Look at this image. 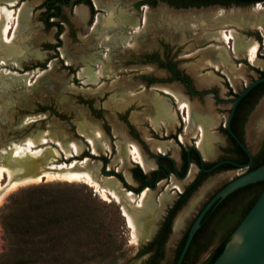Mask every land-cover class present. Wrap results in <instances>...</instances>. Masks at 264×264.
I'll list each match as a JSON object with an SVG mask.
<instances>
[{
    "label": "rangeland",
    "instance_id": "1",
    "mask_svg": "<svg viewBox=\"0 0 264 264\" xmlns=\"http://www.w3.org/2000/svg\"><path fill=\"white\" fill-rule=\"evenodd\" d=\"M40 1L0 0V6L15 11L22 6L29 8L16 29L10 31V40L0 38L2 47L11 45L12 52L19 48L23 55L18 51L12 62L1 63L8 50L0 49V167L7 170L9 157L18 160L16 165L22 171L29 168L28 160L42 168L74 161L81 169L87 164L99 183H116L114 194L119 200L112 198L109 190L108 200H103L92 187L62 179L45 178L9 190L0 200V264H143L147 256L137 257L136 253L177 199L179 192L174 186L182 192L198 170L191 165L195 171L190 170L184 179L172 174L138 195L131 173L136 164L128 154L129 144L140 151L147 165L140 167L147 176L151 175L149 170L157 168V148L179 167L181 150L205 138L197 118L206 114L202 118L205 132L214 139L212 149L218 151L206 157L198 149L209 162L222 156L220 148L226 145V138L221 129L232 105L230 100L264 69V33L257 21L252 22L262 18L264 25V4H258L262 8H184L164 0H153L152 5H141L140 0H97V8L91 0L94 14L90 19L87 7L82 21L75 19L73 8L63 9L73 30L69 35L64 23L57 44L56 28L45 29L41 21ZM236 10L251 16L246 21L252 23L240 27L231 20L226 22ZM120 15L129 16L131 22H120ZM215 18L221 19L215 23ZM221 32L256 42L257 62L244 60L248 58L245 46L239 51L233 41L225 43ZM171 69L189 78L193 90L207 94H188L185 84L173 78ZM169 91L190 108V125L182 121L185 111L178 108ZM158 107L173 116V127L162 122L161 128L155 123ZM84 123L97 134L96 153L90 150L88 134L81 131ZM243 136L247 149L255 153L264 136V98L248 117ZM28 141L34 144L29 150L25 145ZM57 142L64 147L74 144L78 154L66 155L59 151ZM84 159L86 163H81ZM243 171L213 174L190 196L173 221V234L160 264H173L175 248L202 205ZM8 182L3 172L1 186ZM141 194L142 208L137 207ZM245 201L243 195L230 201L223 219L219 216L211 223L201 242L209 239L199 262L227 235L228 223L236 220ZM127 214L132 217L130 227ZM147 218L155 220L151 237L133 243Z\"/></svg>",
    "mask_w": 264,
    "mask_h": 264
},
{
    "label": "flooded vegetation",
    "instance_id": "2",
    "mask_svg": "<svg viewBox=\"0 0 264 264\" xmlns=\"http://www.w3.org/2000/svg\"><path fill=\"white\" fill-rule=\"evenodd\" d=\"M152 1L153 0H140L141 5L142 4L152 5ZM225 3H226L225 1H222V2H217L215 4H210V5H206V6L204 4H202V3L201 4H198V5H196L194 3H191V4L188 3L186 5L179 6V7H184V8H187V7L188 8H196V7L198 8V7H210V6H213V7L214 6H218V7H228V6H234V7H252V6H255V5H258V4H264V0H231V2L229 4H225ZM39 6L43 9V11L41 13V21L44 24L45 29H49V28H52V27H55L56 28L55 39H57L56 40V43L57 44H59L60 41H61L60 34L62 33V26H63L64 23H66L67 26H68V28H69V30H68V34L69 35L72 33V30H73V28L71 27L70 23L68 22L67 18L65 17V15L63 13V9L64 8H70V9L73 8V12H74V9L77 6H84L85 8L87 7L89 9V13H90L89 19L94 14V9H93L91 0H41L40 3H39ZM74 16H75V14H74ZM86 16H87V13H86ZM233 58L236 59V57H233ZM244 60H248V58H245L244 57ZM254 68L257 70V67H254ZM169 72L172 74L173 78H176L178 81H181L183 84H185V87L187 88L188 94H190V95L191 94L204 95V93L207 94V91H205V92H199V91L193 90L191 80L189 78H187V77H184L180 73H178V71H175L174 69H171V70H169ZM260 77H264V69L259 70V72H258V78H260ZM212 92L214 93V95L217 98V93L215 91H212ZM240 93H238L233 99L230 100V103L232 104L231 105V108L233 106V100ZM263 98H264V82H261V83L257 84L256 86H254L252 89H250L238 101V103L236 104V106H235V108L233 110V113H232V116H231V119H230V122H229V128H230L231 132L235 135V137L241 143H243V145H245L244 144V141H243V137H244L243 136V132H244L245 125L247 123V119L251 115V113L253 112V110L255 109L257 103L259 102V100L260 99H263ZM175 104H177V103H175ZM231 108H230V110L228 112L227 119L229 117ZM177 111H179V109H177ZM201 115L202 114H199V116H201ZM204 116H206V114L202 115L201 118H197L198 123L201 124V127H202L201 132H202L203 136H205L207 134L205 132V127H206L205 126L206 124H205V121H204L205 119L202 120V118ZM169 118H167L168 121H164V122H166V124H163V125H166L168 127L169 124H170L173 127L174 126L173 125L174 123H173V120H172L173 116L169 114ZM227 119H226L225 123L222 125V129H221V132L224 134V136L226 138V145L224 147H221L220 148L221 149L222 156L220 155V157H218L215 161L209 162V161H206V160L203 159V156H202L201 152L199 151L198 147L196 146L197 140L195 142L193 141V145H189V147L187 149H182L181 150V152H180V161H181V163H180L179 167L176 166L175 161L173 159H171L169 156H167V155L163 154L161 151H159V148H157L158 154L157 155H154V160L156 162L157 168L154 169V170L153 169L149 170V172L151 171V175L150 176H147L146 173L141 169L140 165L134 161L136 165L133 167L131 173H132V177L134 178V180L138 184V188H139V190L137 191V194L138 195L143 190H145V189H148V188L154 189L155 188V185L159 181H162L163 179L167 180L168 177L170 175H172V174L175 175L180 180L184 179L189 174L190 169H191L190 168L191 165L196 166L197 167V170H198L196 176L194 177V179L184 188V190L182 192L179 189H175V190H177L175 192H179V195H178L177 199L174 200L172 202V204L167 208L166 213H165V215H164L161 223L156 228V230L153 233L152 237L150 236L151 237L150 239H148V240L146 239L147 241H145L144 244L138 249L137 253L139 252L140 249H142L143 247H145L150 241L153 240V238L157 234V232H158L161 224L163 223V221L165 219V216L167 215L168 210L173 206V204L177 200L180 199V196L185 193V191L188 188V186H190L195 180H198L199 183H198V185L196 186V188L193 191L187 193L188 196L186 198V201H185L184 205L177 211V213L175 214L174 218L172 219V222H171V225H170V233L168 235V238H169V236H172V234H173L172 226H173V221H174L175 217L178 215V213L180 212V210L185 206V204L187 203V201L190 199V196L200 187V185L206 179H208L209 176H211L213 174H216V173H220V172H227V171H233V170H239V169H243L244 171L242 173H244V172H247L249 170H252V169L256 168V166L258 165L259 160H260L259 158H261L262 155H263V153H262V154H260V156H257L259 154L260 148L262 146V142L264 141V136H263V138L261 140V143H260L259 148L257 149V151L255 153L252 154L248 150L250 152L251 158H252V161H251L250 165L247 168H238L237 166H234V165H232L230 163L233 162V163H237V164H246L248 162V157L245 154V152L241 149V147L238 145V143L228 133L227 126H226ZM183 120L185 121V118L184 117H182V121ZM155 123H158V124L160 123L159 126L161 128H163V125L161 124L162 121L160 122V121H156L155 120ZM179 136H178V140H179L180 143H182V140L180 139ZM197 136H199V137L201 136L200 131H198ZM191 139L194 140L195 138H191ZM207 140H209V139H207ZM168 141L170 143L171 140H168ZM245 147H246V145H245ZM190 150L196 151V153L198 154V157L200 159V164H196L193 160H191L189 158L188 154H189ZM217 151L218 150H216V147H215L214 148V153H217ZM183 152L186 153V155H187L186 156L185 164H184L183 159H182ZM175 153H178L177 152V149H175ZM155 156H158V158L155 159ZM159 157H167L173 163V170L168 171L166 173V175L165 176H162V177H159V175L164 172V168L159 163ZM221 161H227V162H223L218 167H216L215 169H213V170H211L209 172H205L203 170V169L207 170L210 167H212L214 164H216L218 162H221ZM135 168H138L141 171L142 175L144 176V178L142 180H140L137 177V175H136V173L134 171ZM192 169H193V167H192ZM194 171H195V169H194ZM126 186L129 187V184L126 183ZM251 193H252L251 190H245V191L239 192L237 195L232 196L231 199L228 202H226L224 205H221V204L217 205L220 201L218 203L214 204L213 206H215V205H217V206H215V208L213 210V213L211 215V219L209 220L208 225L205 227L202 236L204 237L205 232L210 227L211 223L215 220V218H217V217L220 216V218L223 219V216H224L223 213L227 211L226 210L227 208H230L229 207V202L230 201H232L234 199H238V196H241V195H243L244 199L247 200L249 198V194H251ZM207 201L199 209V211L197 212V214L194 217V219L197 217V215L199 214V212L201 211V209L203 208V206L207 203ZM204 216H203V218H204ZM203 218H202V220H203ZM194 219H193V221H194ZM193 221L191 222V224L193 223ZM191 224L186 229V231L187 230L189 231V228H190ZM200 225H201V222H200ZM200 227L201 226H199V228ZM186 231H185V233H186ZM188 231H187V233H188ZM182 237H183V235H182ZM182 237H181V239H182ZM168 238H167V240H168ZM167 240L165 242V245L167 243ZM165 245H164V253H165ZM178 245H177V247H178ZM177 247L175 248V251H176ZM145 255L147 256V258L143 261V264H146V261L148 259L149 253H147ZM145 255H143V256H145ZM161 261L159 262V264L161 263Z\"/></svg>",
    "mask_w": 264,
    "mask_h": 264
},
{
    "label": "bare ground",
    "instance_id": "3",
    "mask_svg": "<svg viewBox=\"0 0 264 264\" xmlns=\"http://www.w3.org/2000/svg\"><path fill=\"white\" fill-rule=\"evenodd\" d=\"M98 1L94 0L95 6L97 8L100 7V4H99L100 1L99 2ZM257 8H262V6L258 5ZM28 12H29V8L27 6H22L17 11L9 9V8H7L5 6H0V38H2L4 41L8 42L10 40L9 39L10 31L16 29V27L18 26L21 18H24L28 14ZM262 12H263V10H262ZM221 13L223 15L225 14L224 12H221ZM74 14H75V19L81 21V20H83L86 17V8L84 6H77L74 9ZM257 15H256V17H257ZM221 16L222 15H220V17ZM247 17L248 16L246 14L242 13L241 11H237L236 10V12H232L231 13L230 19H227L229 21H226V18H225V20H223V21L221 20V21L222 22H225V21L226 22H230V20H231L232 22H235L236 24H239L240 27L241 26H246L247 27L252 22L256 23V21H257V24L259 25L260 30L263 31V33H264V25H262L260 23L262 21L261 20L262 18L261 19L258 18V20H252V22H250L251 21L250 20L248 22L246 20L248 18H250L251 16L248 17V18ZM216 19L217 18H215V20ZM219 19H221V18H219ZM219 19H217V20H219ZM217 20L215 21V23L217 22ZM120 22H122L124 24L127 23V22H131V18L129 16H127V15H120ZM96 23L97 24L100 23L98 19L96 20ZM33 35H34V33H33ZM219 35H220L221 40L224 41L225 43H229L230 41H233V43L235 44V46H237L239 51L241 49H243V47L245 46V49L247 51L248 60L251 63H256L257 62V60H256V51H257L256 42H254V41L251 42V43L247 42V41L244 42L241 39H237V37L233 33L225 34V33L221 32ZM3 47L0 45V49L1 50L2 49L4 51L8 50L5 53V54H8V56H7V58L5 60H2L1 63L5 62V63L8 64L9 62H12L13 57H16L15 54L18 55L17 52L20 51V50L17 47L18 48L17 50L15 48L16 52H14V51L12 52V50L14 49V48H12L13 46L11 47V45H10L9 48H5V47L3 48ZM1 50H0V52H1ZM21 51H20V54H21ZM22 53H24V51ZM20 54H19V56H20ZM88 74H89L90 77L91 76L93 77L92 74H90V73H88ZM167 93L172 95V97L177 101L178 108L182 109L183 111H185V114H186L185 121L187 122L188 125H190L191 124V112H190V108L188 107V105L184 101H181L179 99V96H177V94H175L174 92L169 91ZM156 115H157L156 117H158V119L156 121H160V122L161 121L162 122L168 121L167 118L169 117V114L166 113L165 110L162 109L161 107L157 108ZM164 124H166V122ZM81 131H83L86 134H88V137H89L88 138V142H89L90 150H91L92 153H96V151L99 148L98 147V137H97V134L94 132L93 127L90 126L87 123H84V124L81 125ZM180 139H182V138H180ZM197 144H198V148L202 151V153L204 155L210 154V152H211L210 150H211V146L212 145L210 144L209 140H207L206 138H201V140H199L197 142ZM25 145H26L28 150L30 148H33V146H34L33 142H31V141H28ZM56 145L59 147V151L65 153L66 155H72V154L74 155V154H78V152H79V149L74 144H69V147H64L61 143L57 142ZM128 154L130 156H132V159L136 163H138L141 167H146L147 166L145 164V162H144V159L142 158V156L140 154V151L138 150V148L134 144H129ZM49 156L50 155H48L47 157H49ZM13 159L14 158L11 159V157H9L7 159L8 162H9V167L7 168V170L2 168V167H0V200L5 196V194L9 190H11V189H13V188H15V187H17L19 185L26 184L28 182H34V183L36 182V183H38L40 181H43V179H45V178L49 179V180L50 179H62V180H65V181H71V182L73 181V182L84 183V184L88 185L89 187H92L94 189V191L97 192L99 194V196L103 200H108L106 192L109 190L110 191V195L112 196V198H114L116 200H119L116 197L117 195L114 194L117 191L116 183L113 180H106L103 183H99L98 181H96L94 179V176H93L94 172H93L92 169H90L88 167L87 164L84 167H82L81 169L76 167V164H75L74 161L71 162L70 164L66 165V166L61 165V166H56L54 168L45 167L44 166L42 168V166H39V165L37 166V164H35V162H32V160L30 161V160L27 159L29 161V163L27 164V165H29V168H27L26 171H22V170H20L21 168H19V166L16 165V164H18V160H13ZM85 161H86V159H84L81 163H86ZM20 162H21V159H20ZM193 171H194V169L191 170V173ZM3 172L6 173V176H7L8 180H9V182H8L6 187H2L1 186V181L3 180ZM174 188L175 189H179L178 186H174ZM143 197H144L143 194H141L139 196L140 201L137 202V207L141 206V208H142L141 201H142ZM191 205L189 206V208L191 207ZM126 213H128V212H126ZM147 219H148V221H146L147 223L145 224L146 225L145 228L143 230L139 231L137 233V235H135V237L132 239L133 243H138L139 241L148 239L151 236V234H152V224H153V222L155 220H154V218H153V220H152V218L151 219L147 218ZM182 219H183V215H182L181 218H179L177 220L175 229L178 228V223L181 222L180 220H182ZM126 220H127L128 226L129 227H130V225L132 226V217H131L130 214L126 215Z\"/></svg>",
    "mask_w": 264,
    "mask_h": 264
},
{
    "label": "water",
    "instance_id": "4",
    "mask_svg": "<svg viewBox=\"0 0 264 264\" xmlns=\"http://www.w3.org/2000/svg\"><path fill=\"white\" fill-rule=\"evenodd\" d=\"M261 82H264V77H260L252 81L233 100V106L226 122L228 133L233 137V139L238 143V145L248 157V162L246 164H237L233 162L230 163L234 166H237L238 168H247L250 165L252 158L247 147H245V145H243V143H241L231 132L229 128V122L238 101L250 89ZM157 158L158 156H155V159ZM223 162L227 161L218 162L209 169L203 170L205 172H209L218 167ZM261 181H264V163L252 170L238 175L222 186L207 201L197 217L194 219L175 264L181 263L194 234L200 226L203 216L214 204L218 203L238 189ZM212 264H264V187L252 207L232 231L223 250Z\"/></svg>",
    "mask_w": 264,
    "mask_h": 264
},
{
    "label": "trees",
    "instance_id": "5",
    "mask_svg": "<svg viewBox=\"0 0 264 264\" xmlns=\"http://www.w3.org/2000/svg\"><path fill=\"white\" fill-rule=\"evenodd\" d=\"M171 4H175L176 6H183L186 4L194 3L196 5L198 4H204L210 5L215 4L217 2L225 1V4H229L231 0H164ZM153 2V1H152ZM262 157L259 158V163L256 167L262 165L264 163V141L262 142V146L260 148L259 154L257 156H260L262 154ZM186 153L183 152L182 159L185 164L186 161ZM189 158L193 160L196 164H200V159L198 157V154L194 150H190L188 154ZM159 163L164 168V172L159 175V177L165 176L168 171L173 170V163L172 161L167 157H159ZM137 177L142 180L144 176L142 175L141 171L138 168L134 169ZM199 181L195 180L188 188L186 189L185 193L180 196V199L177 200L173 206L168 210L167 215L165 216V219L163 223L161 224L157 234L153 238L152 241H150L145 247L139 250V252L136 254L137 257L143 256L147 253H149L148 259L146 261V264H159V262L164 257V245L168 238V235L170 233V225L172 222V219L174 218L177 211L184 205L187 193L193 191L196 186L198 185ZM264 187V181L257 182L255 184L248 185L246 187H243L241 189L236 190L235 192L231 193L224 199H222L217 205L221 204L224 205L226 202H228L232 196L237 195L239 192L245 191V190H251V194H249V198L243 203V205L238 209L237 211V218L233 223H228L230 225V228L228 229L227 235H225L219 245L214 248L209 255L201 262H199L200 254L207 248V244L209 242V239L205 243H201L203 240V231L205 227L208 225L209 220L211 219V215L213 213V210L215 206H213L209 211L205 214L203 220L201 221V227L197 230L195 235L193 236L189 247L181 261L180 264H212L216 258L219 256L221 251L223 250L225 244L227 243L230 234L232 231L236 228V226L240 223V221L243 219V217L246 215V213L249 211V209L252 207L256 199L258 198L259 194L261 193L262 189ZM188 231V230H187ZM187 231L183 235L182 239L179 242V245L175 251L174 254V261L173 264H175L179 253L182 249V246L184 244V241L187 236Z\"/></svg>",
    "mask_w": 264,
    "mask_h": 264
},
{
    "label": "crops",
    "instance_id": "6",
    "mask_svg": "<svg viewBox=\"0 0 264 264\" xmlns=\"http://www.w3.org/2000/svg\"><path fill=\"white\" fill-rule=\"evenodd\" d=\"M200 126H201V124H200ZM202 128V127H201ZM204 131V130H203ZM205 133V132H204ZM205 138H207V139H209L210 140V144H213L214 142V139L212 138V137H210V136H208L207 134L205 135ZM213 140V141H212ZM199 141V138L197 139V142ZM197 142H196V144H197ZM215 147V146H214ZM211 152H210V154H206L205 156L206 157H210V156H212V154H214V150L212 149V147H211V150H210Z\"/></svg>",
    "mask_w": 264,
    "mask_h": 264
}]
</instances>
